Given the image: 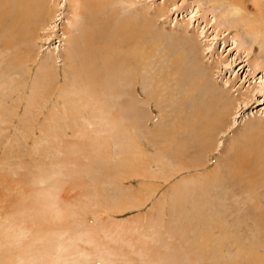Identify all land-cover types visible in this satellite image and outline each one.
<instances>
[{
	"label": "rangeland",
	"instance_id": "obj_1",
	"mask_svg": "<svg viewBox=\"0 0 264 264\" xmlns=\"http://www.w3.org/2000/svg\"><path fill=\"white\" fill-rule=\"evenodd\" d=\"M121 1L116 2L118 11L116 16H130V14L143 12L151 19L149 44L151 61L156 62L153 65L150 64L152 70L149 69V73H153L152 85L155 88L151 87V93L154 94H152L154 96L152 102H154L151 105L140 102V107L145 110V118L141 124L143 131L140 134L142 148L145 147L140 151L146 154L141 167L143 174L137 170L139 163H135L139 156H135L132 151L133 138L137 130L132 122V116L126 118L128 121L124 125L126 132L123 136H119V139L117 136H110L107 131V133H98V129H101L107 120L95 116L99 112L96 107L90 108V110L83 107L82 102L78 99V94L73 95L71 87L75 75L72 73L73 77L71 75L67 77L68 79L65 77L64 70H68L67 66L71 64V61H69L70 64L67 61L64 62V54H68L70 50L75 52V56L77 55L76 60L78 58L77 62H79L76 68L80 74L82 73L83 61L86 58L84 56L86 55L84 33L93 25H89L91 24L89 22L86 24L84 15L74 0H46V3L41 7L48 16L45 24L40 27L38 44L34 48L33 42L28 44V41L20 38L11 48L24 50L30 46L39 53L36 56L40 59L38 61H41L42 57L46 55L48 59L55 61H53V66L55 63L56 73L52 77L57 75L52 79L53 82L50 81L48 84V90L51 91V87L52 92L47 90L48 95L45 94V97L38 98L34 106H29L28 100L35 92L33 82L39 72L37 71L38 61L37 65L32 66L30 74L27 73L25 66L19 73L16 69L8 70L6 64L9 60L0 63L1 263L22 264L23 261L19 257L21 251V256L25 253L23 259H27L30 264H33L32 259L34 260L36 257L39 259H37L38 261L34 260V263H39L40 260L47 263V259L42 260L45 258L39 257L43 250L42 247L45 246V239L38 235L40 232H44L45 228L35 223L36 218L40 220V214L44 213V210L38 212L35 209L34 204L37 208L39 200L41 202L39 205L45 203L47 212L60 210L63 215L57 220L56 232H58V236H54L56 240L52 242L53 247L57 249L54 250L53 247L51 249L50 262L52 264H73L74 262L75 264H146V254L148 253L169 254L168 256L175 258L179 264H196L202 261L196 257L195 252L200 253L206 250L208 255L216 252L218 256L220 255L226 260L228 257L234 259L237 255L235 247L222 248V250L211 249L206 245L199 247L200 238L206 234L197 227H195L197 229L195 233L187 219L190 214H195L201 209H203L202 213L205 210L210 214L211 205L208 207V201L211 198L209 199L208 191L211 193L212 182H203V187L206 188L203 198L207 200L203 207L198 206L194 188L196 189L202 183L206 173L213 174L217 160L225 155L224 151L231 139L240 137L245 122L252 119L258 124L255 125V128L246 131V134H264V76L262 79L264 65L259 64L256 67L258 69L250 65L251 61L257 58L264 61V46L260 48L256 45V49L252 52L250 49L252 39L243 29L239 32L240 37L237 38L234 30L229 28L231 26L229 23L224 24L225 26L220 25V27L217 23L215 24V21L219 22L223 19L218 16L224 8L210 7L213 0H136V4L132 5L130 1H123L124 3ZM262 1L264 4V0ZM249 4V12L255 11V5L251 2ZM33 8L35 11L36 5ZM260 8H264V5H260ZM76 10H78L77 13ZM157 15L158 19L155 21ZM218 19L220 20L218 21ZM186 27L197 40L195 42L197 52L188 54L193 58L194 56L199 57L198 48L202 50L203 61L206 65L212 66L211 83L221 85L226 83L231 89L229 94L232 97L241 98L242 96V101L248 94L253 98L248 109L243 108L239 113L231 115V129L226 132L228 134L218 136L214 152L212 154L209 152L205 157L210 162L206 163L205 161L206 167L203 164L200 168L194 162L201 160L202 155L195 152L194 138L184 132L185 127L181 126V121L187 117L183 107L190 113L194 109L192 105L198 106L202 112L207 114L209 113L207 108L214 100L206 97L202 90H194L187 94L192 75H184L183 69L174 68L173 71L170 68L169 72L173 74L176 72L175 76H170L172 78L169 77L166 81L163 77L161 78L166 73L170 62L178 60L175 64H181V66L188 63L186 53L178 55L177 52L181 50V45L176 43L178 41L175 37L179 31H184ZM64 35H67L70 40L65 39ZM153 39L155 43H153ZM177 40L181 39L177 38ZM180 42L183 43V41ZM0 43L3 42L0 41ZM23 44L26 46L28 44V46L24 45V48ZM155 45L157 50H153ZM0 49L7 50L3 46H0ZM250 51L252 52L251 56L248 55ZM7 52L14 55L15 49H9ZM49 61L47 58L45 59L43 64L45 68ZM32 64L35 63H30V65ZM156 65L157 67H154ZM1 69L5 72L2 73ZM186 69L190 70L187 67ZM9 77H13L15 83L9 85L6 82ZM156 78L160 83L165 84L163 87L162 85L158 87L160 90L156 88ZM178 79L181 81L179 82ZM155 89L158 90L155 91ZM60 90H63L64 94L67 92V97L73 95L70 97L71 100L68 97L70 100L68 103L64 102V94ZM140 91V96L146 97L141 88ZM43 92H45L44 89ZM124 98H126L125 94L113 97L112 101H116L118 105ZM203 98L204 101H202ZM241 100L238 103L242 102ZM78 102H80L79 105H76ZM108 105L106 103L103 107L106 108ZM69 106L75 107L72 109L73 111ZM236 106H238V110L241 109L240 105ZM65 107L72 111V115L69 111H67L69 115L64 113ZM108 108L110 112H114L118 107L110 106ZM106 115L109 117L108 114ZM48 116L49 118H47ZM192 117L189 116V119L193 122L194 117ZM176 123L180 127L175 126ZM160 127H163V133L157 130ZM93 128H96L95 132L91 131ZM149 129L156 130L154 131L156 133H153V136L148 135L145 130ZM146 137L147 139H145ZM105 141L109 145L103 144L99 147L100 143ZM192 162L193 165H191ZM146 165L147 167H145ZM39 176L42 180L39 179ZM185 184L188 186L186 187ZM178 187L185 192L178 190ZM260 190L259 196L264 198V187ZM175 195L177 198L173 199ZM219 195H221L220 190ZM243 195L244 197L236 195V199L231 197L232 201H224V204H234V208L237 210H233V217L236 218L238 213H241L239 217L247 224L248 209L246 210V208L252 204V201L247 194ZM179 200L181 202L178 203ZM247 200H250L249 205ZM239 201L241 203L238 206L237 202ZM33 202L34 204H32ZM66 210L69 212L67 213ZM33 211L35 213H32ZM19 226L20 229L25 230L17 229ZM7 231H19V237L14 241L5 238L4 233ZM245 231L242 234L243 236L245 233L248 235L246 240H252L254 237L252 234L255 232L253 227L250 225L246 227ZM241 241L244 242L242 237ZM37 249H40V252ZM256 252L260 256H264V247H259ZM28 253L33 254L34 258ZM53 253H55V257L52 256ZM13 257L17 260L15 261ZM46 257L49 258V255Z\"/></svg>",
	"mask_w": 264,
	"mask_h": 264
},
{
	"label": "bare ground",
	"instance_id": "obj_2",
	"mask_svg": "<svg viewBox=\"0 0 264 264\" xmlns=\"http://www.w3.org/2000/svg\"><path fill=\"white\" fill-rule=\"evenodd\" d=\"M74 1L78 3L79 8L81 9L80 12L82 13V15H84L86 24L89 22L91 23L89 25H93V26H91V28L86 29V32L84 33L83 40H84V49H85V54H86L84 56L86 58H84L85 61H83L84 64H83L82 73L80 74L78 69L76 68L79 62V61L77 62L78 58L76 60L77 55L75 56V52L73 50H70L68 54L66 55L64 54V60H65L64 62L71 61V64L69 62L70 65L67 66L68 70H64L66 74L65 77L66 79H68L67 77H69V75H71L72 73L73 75H75V80L74 79H73L74 81L72 80L73 86L71 87V90L73 88V95L76 96L78 94L79 96L78 99L82 102L83 107L89 108V110L90 108L94 109L96 107V110L99 112L97 113V115L95 114V116H98V117L100 116L102 120H104V118L107 120V123L106 124L104 123L105 126L103 124V127L101 129H98V133H103L107 131L108 134L113 137L117 136L118 138L119 136H123L124 133L126 132L124 125L128 122L126 118H129V117L131 118L132 116V122H134V125L137 129L136 134L133 138L134 146H133L132 151H133V154H135V156L136 155L139 156L137 161L136 162L134 161V162L136 164L139 163L137 165V170L141 171V167L143 166V163L145 161L146 154L140 151V150H144L145 148L144 146H143L144 148H142V144L140 141V134L143 131L141 124L143 122V119L145 118V110L142 109V107H140V102L141 104L146 103L147 105H151L154 102V101L152 102V98L154 97L153 96L154 94L151 93V87L152 89L154 87L152 85V80H153L152 74L153 73L152 72L149 73V69L152 70L150 68L151 67L150 64L152 63L153 65L156 62V61H151L152 56H151V50H150V44H149V39H150L149 28H150L151 19L150 17H147V15L144 14L143 12L136 13V14H130V16L128 15L116 16V14L118 13L117 8H116V2L117 1L120 2L121 0H74ZM123 1H130L131 5L136 4V0H122L121 2ZM261 1L262 0H213V4L215 6L213 4H210V7L212 8H215L218 6L220 8L221 7L224 8V10H222V12L219 13L220 16H218V17H223V19L222 20L218 19V21L219 20L220 21L219 22L215 21V24L217 23V25L220 27V25L229 23L231 25L229 26V28L234 30L235 36L237 38L240 37L239 32L243 29V31L252 39V45L250 47L252 52L254 51V49H256L255 47L256 45L260 46V48L264 46V36H262V34H264L262 33L264 32V8H260V5L263 6L264 4H263V1L262 3ZM250 2L253 3L256 7L255 11L253 12H249ZM45 3H46V0H0V41L3 42V43H0V46L1 47L3 46V48L7 50L15 49L14 55L12 53H8L7 50L0 49L1 50L0 63L7 62V60H9L7 62L8 65L6 64V68L7 69L9 68L8 70L16 69L18 73L25 66L28 74H30V71L32 70L31 69L32 66L38 64L37 71L39 72H38L37 77L35 76L36 79L33 82L34 83L33 86H35L34 88L35 92H33L30 99L28 100V104L31 107L36 104V102L38 101V98L42 96L45 97V94H47L46 92L48 90L49 82L50 81L53 82L52 79H54L55 76L57 75L56 74L54 77H52L56 73L55 63L53 66L54 60L51 61V59H48L46 55L42 57L41 61H38L40 59L36 58V56H38L39 53H37V50L34 49L35 48L34 46L38 44L37 41L40 38L39 37L40 31H41L40 27H42L45 24L47 20V16H48L44 13L45 11L43 12V8L41 7ZM34 5H36L35 11L33 8ZM77 11L78 10H76V13ZM230 18L232 19L231 21H230ZM157 19H158V15L155 17V21ZM64 36H65L64 37L65 39H69L67 38V35H64ZM175 37H176V41H178L176 43L181 45V50L177 53L178 55L179 54L182 55V53H186V56L188 57L187 58L188 63L184 61L185 63H187V65L183 64V66H181V64H175L177 63L178 60L170 62L169 66H167L166 73L162 75L161 78L163 77L166 81L168 80L170 76H173V75L175 76L176 72L174 74L172 72H169L170 68H172V70L174 68H180V70L183 69L184 75L185 74L192 75L190 86L186 84L189 88L187 94H189L190 92L194 90H197V91L202 90L206 97L214 100V102L211 103L209 107L207 108V111L209 112L207 114L205 112H202L200 107L198 106L192 105L194 109H192L190 113H188L189 111L185 110L184 107L182 106L183 111L185 112L187 117L186 119H183L181 121V126L185 127L184 132L190 134V136L194 138L195 144H196L195 152L199 153L198 155H202L201 160H197L196 162H194L200 168V166H203L205 161L206 163L210 162V161L208 162L205 159V157L209 152L210 154L214 152L215 148L217 147L216 143H217L218 136L221 134L222 135L228 134L226 132L229 129H231L232 127L230 123V120L232 117L231 115L234 113H239L243 108L248 109V106L250 105V102L253 98H251L250 95L248 94V96L245 97L246 100L243 99L244 101H242L241 100L242 96L241 98L232 97L229 94L231 89H230V86H228L226 83L224 85H221L219 83H213V84L211 83V78L213 75L212 69H211L212 66H209V64L206 65L205 62L203 61L202 50L198 48L199 54L198 53L197 54L199 55V57L194 56L193 58V57H190L189 55L196 51L195 42L197 40L195 38V35L192 34L190 30L187 29V27L184 31H179V33H177ZM20 38H23L21 40L25 39L26 41H28V44L29 43L31 44V42H33L32 46L34 48L32 49L30 46H28V44H27L28 47L25 44H23V46L25 45L27 47L25 48L24 46L25 48L24 50H20L17 48H11L13 47L15 42L19 40ZM177 38L181 39L180 41H183V43L186 45H184L182 42L177 40ZM152 41L153 43H155L154 39ZM21 44L22 43H20V45ZM153 50H157L156 45L153 48ZM252 52L250 51L248 55L251 56ZM46 58H47V61L49 60L50 61H49V64L46 63L47 66L45 68L43 64ZM30 63H35V64L30 65ZM259 64L264 65V61H262L261 58L254 59L253 61H251L250 65H252L253 68H256L258 67ZM154 67H157V65ZM186 67L188 69L190 68V70H187ZM1 72L4 73L5 71L1 69ZM263 76L264 75H262V79H263ZM13 81H14L13 77H9V79L6 82H8L10 85V84L15 83ZM155 81L157 84L156 88H158L160 85H162V87L163 85H165L162 82L160 83L157 78L155 79ZM178 81L180 82L181 79H178ZM63 87H66V86H63ZM140 88L141 90L145 92L146 97L140 96V92H141ZM43 89L45 90V92H43ZM158 89L160 90V88ZM158 89H155V91ZM50 90L51 91L49 90L48 91L52 92L51 87H50ZM65 90L64 92H66ZM60 91H62L63 93V90H60ZM68 92H70V90H68ZM67 94L68 93L66 92V94L63 95V100L65 103H68L71 100L70 97L73 96V95L68 96L70 98V100H68ZM123 94L126 95V98H124L122 103L118 102L119 104L117 105L116 101L114 100L112 101L113 97L114 98L117 96L119 97L120 95H123ZM61 98H62V95H61ZM240 100L242 102L238 103ZM202 101H204V98ZM79 103L80 102H78V104L76 105H79ZM106 103L109 104L106 107L107 109L103 107L106 105ZM93 104H94V107H93ZM237 104L240 105L241 109L239 110L237 109L238 107L236 106ZM158 105H161V104H158ZM110 106H117L118 108H116L114 112H110L108 108ZM69 108L70 110H72L75 107L69 106ZM67 111H69V109L65 107L64 113H66V115H69ZM72 111H69V113H71ZM106 114H108L109 117H107ZM189 116L194 117L193 122L192 120L189 119ZM47 118H49V116ZM255 125H258L257 121H252V119H249L248 121L245 122V124L242 127L240 137L233 138L234 140L231 139V141L227 145L226 150L224 149L225 155L222 158L220 157L217 160L216 166L214 167L213 174L206 173L202 183H200L196 189L194 188V194L196 195L195 199L198 202V206L203 207L206 204L205 201H207L206 199L203 198V196L205 195V191H206V188L203 187L204 186L203 182L205 181L209 183L210 181L212 182V186L210 189L211 193L207 189L208 194H209V199L211 198V200L208 201V207L211 205L210 212H209L210 214H208V211H205V210H204V213H202L203 209H201V210H198V212H196L195 214H190L191 216L189 215L187 219L188 224L194 229L195 233L197 230L195 227H197L200 231H203L206 234L200 238V241L198 242L199 247L206 245L207 247H210L211 249L215 248V249H221V250L222 248L229 249L228 247H235L237 249V255L234 259H230L228 257V260H226V259H223V257H221L220 255L218 256L217 255L218 253L216 254V252L212 254L209 253L210 255H208L205 252L206 250L200 253L195 252L196 257H198L202 261L201 263H196V264H264V256L262 255L260 256V254L259 253L257 254L256 252L259 249V247L261 246L264 247V203H263L264 198H261L259 196V191H261L260 189L264 187V134H260V135L246 134V131L252 128H255ZM175 126H178V124L176 123ZM160 128H157V130H160L159 132L163 133L164 132L163 129L162 128L160 129ZM91 131L95 132L96 128H93ZM154 131L149 129L148 131L145 130V133H148V135H152L153 133H156ZM145 139H147V137ZM106 141L104 143H102L103 142L102 141L99 147L103 146V144L104 145L107 144L108 146L109 143H106ZM191 165H193V162ZM145 167H147V165ZM147 169L149 170V168ZM141 173L143 174L142 171ZM39 179H41L40 176H39ZM159 179H160V176H159ZM185 185L186 187L188 186L187 184ZM181 188L178 187V190H182L183 192H185V190ZM178 190L177 192H179ZM219 190H220L221 195H219ZM175 194L177 195L179 193H175ZM243 194H247L249 199H251L252 201V204L249 205L250 200H247V204L249 205L247 206L248 208H246V210L248 209L247 224L246 222L245 223L243 222L241 217H239L241 213H238L239 214L238 217L236 218L233 217L232 212L235 209L234 204L233 205H231V203L224 204V201H228V202L229 200L232 201L231 197H235L236 195H241L242 197H244ZM176 195L173 197V199L177 198ZM227 196H230V197H227ZM179 202L181 201L179 200L178 203ZM39 203L41 204L40 200L38 201L37 208L34 202L32 204H34L35 209H37L38 212L44 210V213L40 214L41 219L37 220L36 218L35 223L45 228L44 232H40V234L42 235L38 234L40 238L45 239L44 240L45 246L42 247L43 250L41 248L42 250L41 252H40V249H37V250H39L40 252L39 257L41 259L45 258L42 260L47 259V263L46 261L43 262L41 260L39 261V263L38 262L34 263L35 261H38L37 259L39 258L36 257L35 259L33 254L32 255L29 254L30 252L28 254L33 256L32 258H34L35 260L34 261L32 259L33 264H52V262H50V259H51L50 257L52 254L51 249L54 246L52 242L56 240L54 239V236L55 237L58 236V232H56L57 231V220L62 218L63 215L60 210L58 211L49 210L47 212V208L44 205L45 203L43 205H39ZM237 203L239 206V203L241 202L239 201ZM58 205L59 204L57 203V207ZM226 205H228V207H226ZM51 209H54V208H51ZM55 209L57 210V208ZM117 209H118V206H117ZM23 210H20V211H23ZM35 212L33 211L32 213H35ZM68 212L69 211H67V213ZM179 215L181 214L179 213ZM184 218H187V217H184ZM245 219H247L246 216H245ZM181 223H183V221H181ZM34 225L37 226L36 224ZM250 225L251 227H253L255 232H253L252 234L254 235L253 239L250 241H247L246 238L248 235L245 233L243 236L242 233L246 230V227H249ZM20 226L17 227V229L21 231L25 230L23 228L20 229L22 227ZM26 227L30 228L28 226ZM35 228L38 230L37 227ZM183 228L186 229L185 227ZM59 236L61 235L59 234ZM4 237L5 238L7 237L8 239L14 241L19 237V231H14V232L7 231L4 233ZM241 237L244 242L241 241ZM64 241L65 240H63V242ZM243 246H247V247H243ZM55 249L56 248H54V250ZM21 253L19 257H20V260L23 261L22 264L29 263L27 259H23V256L25 253H23V256H21ZM12 254L11 255L8 254V255L13 256ZM48 255H49V258L46 257ZM54 255L55 253H53L52 256ZM168 255L169 254H165V255L157 254L156 255L155 253L154 254L148 253L146 254V261H147L146 264H179L176 262L175 258H170ZM10 258H9V261H10ZM16 258H14L15 261L17 260ZM220 258L222 259L220 260ZM2 260L4 259L2 258ZM1 264H4V262H2ZM73 264H75V262Z\"/></svg>",
	"mask_w": 264,
	"mask_h": 264
}]
</instances>
